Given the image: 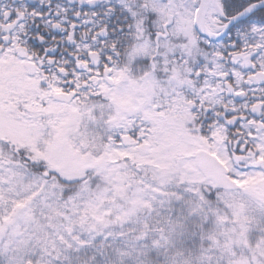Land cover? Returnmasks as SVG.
Segmentation results:
<instances>
[{
    "label": "snow or ice",
    "instance_id": "snow-or-ice-1",
    "mask_svg": "<svg viewBox=\"0 0 264 264\" xmlns=\"http://www.w3.org/2000/svg\"><path fill=\"white\" fill-rule=\"evenodd\" d=\"M0 264H264V0H0Z\"/></svg>",
    "mask_w": 264,
    "mask_h": 264
}]
</instances>
